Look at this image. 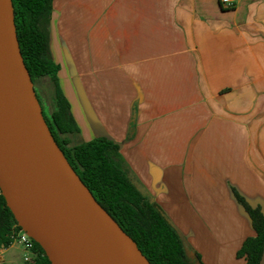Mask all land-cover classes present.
I'll return each mask as SVG.
<instances>
[{
	"label": "crops",
	"instance_id": "0c3cea01",
	"mask_svg": "<svg viewBox=\"0 0 264 264\" xmlns=\"http://www.w3.org/2000/svg\"><path fill=\"white\" fill-rule=\"evenodd\" d=\"M49 32L73 146L118 145L188 258L245 264L238 197L264 216V0H52Z\"/></svg>",
	"mask_w": 264,
	"mask_h": 264
},
{
	"label": "water",
	"instance_id": "95a60500",
	"mask_svg": "<svg viewBox=\"0 0 264 264\" xmlns=\"http://www.w3.org/2000/svg\"><path fill=\"white\" fill-rule=\"evenodd\" d=\"M0 191L52 264H150L54 141L20 53L11 0H0Z\"/></svg>",
	"mask_w": 264,
	"mask_h": 264
},
{
	"label": "trees",
	"instance_id": "16d2710c",
	"mask_svg": "<svg viewBox=\"0 0 264 264\" xmlns=\"http://www.w3.org/2000/svg\"><path fill=\"white\" fill-rule=\"evenodd\" d=\"M11 1L19 49L31 82L49 76L55 84L56 111L49 118L42 108V115L71 168L150 264H203L198 257L188 258L181 234L131 181L119 162L118 145L96 138L70 146L64 135L72 132L73 121L56 82L59 66L49 52L52 0ZM238 200L252 220L255 236L244 241L237 255L244 257L245 264H258L264 246V216ZM20 229L0 191V249L11 246L12 231ZM34 250L37 256L31 264H52L35 241Z\"/></svg>",
	"mask_w": 264,
	"mask_h": 264
},
{
	"label": "rangeland",
	"instance_id": "374dc122",
	"mask_svg": "<svg viewBox=\"0 0 264 264\" xmlns=\"http://www.w3.org/2000/svg\"><path fill=\"white\" fill-rule=\"evenodd\" d=\"M34 89L40 99L41 107L45 110L46 115L51 118L52 113L55 110V92H54V82L49 77L39 78L35 81ZM70 138V146L78 143V138L75 135H64ZM26 253L24 247L14 240L11 247L3 256L2 264H24L23 256ZM194 260V258H190Z\"/></svg>",
	"mask_w": 264,
	"mask_h": 264
},
{
	"label": "built area",
	"instance_id": "2783aa9c",
	"mask_svg": "<svg viewBox=\"0 0 264 264\" xmlns=\"http://www.w3.org/2000/svg\"><path fill=\"white\" fill-rule=\"evenodd\" d=\"M220 2L225 8H231L235 4V0H220ZM11 239L12 243L14 240H17L18 243L24 247V250L26 251V255L23 258L24 264H31L37 256V253L34 250V240L22 229L12 231ZM0 264H2L1 261Z\"/></svg>",
	"mask_w": 264,
	"mask_h": 264
}]
</instances>
